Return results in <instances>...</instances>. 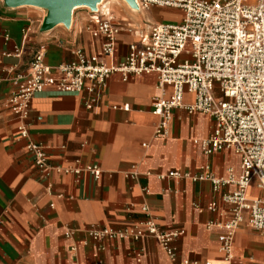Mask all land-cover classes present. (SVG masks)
<instances>
[{"label": "crops", "instance_id": "1", "mask_svg": "<svg viewBox=\"0 0 264 264\" xmlns=\"http://www.w3.org/2000/svg\"><path fill=\"white\" fill-rule=\"evenodd\" d=\"M110 7L116 23L134 33L118 36L108 65L122 62L151 25L181 17L171 9L133 13L120 3ZM75 9L67 26L45 29L43 8L10 7L0 0V35L8 36L7 42L0 38V264H171L152 238L95 242L85 232L124 231L148 218L161 231L183 232L173 244L178 262L264 264V236L246 221L233 233L231 260L220 252L228 215L219 199L232 186L214 192L208 182L157 178L169 172L196 175L204 165L216 178H237L240 157L231 150L204 156L195 142L210 137L214 120L183 109L173 112L168 136L156 138L152 102L168 96L170 88L161 89L154 73L113 74L97 96L50 88L34 96L28 140L45 147L52 170L46 174L34 166L8 103L16 91L12 80L27 72L38 51L50 68L72 62L76 50L100 56V41L89 35L91 11ZM183 102L192 104L193 96L185 94ZM86 167L96 168L98 179L65 172ZM247 196L264 193L251 186ZM213 202L216 212L207 209Z\"/></svg>", "mask_w": 264, "mask_h": 264}, {"label": "built area", "instance_id": "2", "mask_svg": "<svg viewBox=\"0 0 264 264\" xmlns=\"http://www.w3.org/2000/svg\"><path fill=\"white\" fill-rule=\"evenodd\" d=\"M135 7L140 12L152 8L177 10L181 17L176 23L151 25L147 33L129 45L124 60L118 64L108 65L105 60L114 56L118 36L122 32L133 34L134 30L116 23L110 13L98 11L90 14L93 28L89 35L100 41V56L76 50L72 62L50 68L44 64V52L38 51L27 72L12 80L16 91L8 103L18 121V137L27 141L26 152L34 166L47 174L52 168L45 147L28 140L27 119L34 96L48 88L63 94L85 92L97 96L113 74L123 78L156 74L158 86L170 88L168 96L152 102L151 112L158 119L156 138L168 136L173 112L183 109L214 120L210 137L195 142L204 156L231 150L240 157L237 178H216L208 165L196 175L169 172L157 176L159 180L208 182L214 192L233 187L219 199L228 215L222 226L227 235L220 239V252L231 260L233 233L244 221L264 236V197L247 196L251 186L264 193V0H136ZM0 38L8 41L7 35ZM14 54L19 56L16 50ZM185 94L193 96L192 104H184ZM65 172L86 173L94 179L100 175L94 167ZM207 209L216 212L218 205L213 202ZM142 212L147 214L145 208ZM85 232L95 242L152 238L171 264H199L178 262L173 244L183 232L161 231L150 218L124 231L105 228ZM70 236L67 230L65 237Z\"/></svg>", "mask_w": 264, "mask_h": 264}, {"label": "water", "instance_id": "3", "mask_svg": "<svg viewBox=\"0 0 264 264\" xmlns=\"http://www.w3.org/2000/svg\"><path fill=\"white\" fill-rule=\"evenodd\" d=\"M10 7H19L20 4H32L37 6H45L48 9L44 11L45 20L44 28L49 29L56 24L68 25L70 23L69 9L73 4H86L88 10L95 11V3L97 0H4ZM129 4L135 9L134 3Z\"/></svg>", "mask_w": 264, "mask_h": 264}, {"label": "bare ground", "instance_id": "4", "mask_svg": "<svg viewBox=\"0 0 264 264\" xmlns=\"http://www.w3.org/2000/svg\"><path fill=\"white\" fill-rule=\"evenodd\" d=\"M129 1L131 3H136V0H97V2L95 3V11H98L100 13H109L110 11V5L111 3L113 2H116V3H120V4H123L125 5L131 12L134 13V8L131 6V4H129ZM29 6H35V7H39V8H43L44 11H46L48 8L45 7V6H37V5H32V4H20L19 7H29ZM76 7H78L79 9H87L88 6L86 4H73L70 6V9H69V14H70V21H71V17H72V14L75 10Z\"/></svg>", "mask_w": 264, "mask_h": 264}, {"label": "rangeland", "instance_id": "5", "mask_svg": "<svg viewBox=\"0 0 264 264\" xmlns=\"http://www.w3.org/2000/svg\"><path fill=\"white\" fill-rule=\"evenodd\" d=\"M110 9H111V7H110ZM42 11V10H41ZM136 12H140V11H136Z\"/></svg>", "mask_w": 264, "mask_h": 264}]
</instances>
